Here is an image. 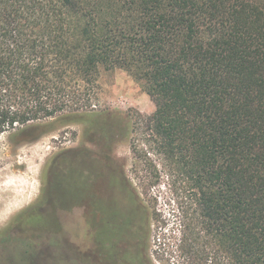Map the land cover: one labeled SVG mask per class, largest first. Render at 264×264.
<instances>
[{"label": "trees", "instance_id": "16d2710c", "mask_svg": "<svg viewBox=\"0 0 264 264\" xmlns=\"http://www.w3.org/2000/svg\"><path fill=\"white\" fill-rule=\"evenodd\" d=\"M117 68L149 96L152 113L95 108L101 71ZM50 118L106 138V150L54 156L40 201L50 206L51 183L61 185L65 163H75L79 181L71 184L92 188L91 196L55 212L83 208L100 263L118 246V264H128V248L132 264H149L145 196L163 177L177 257L207 264L222 252L227 264H264V0H0V135ZM118 136L128 139L137 185L108 151ZM96 176L102 191L91 187ZM113 191L123 206L116 240L110 212L98 205ZM36 210L33 230L46 212ZM53 232L39 235L51 244ZM15 241L20 259L7 264L34 250L31 239H0Z\"/></svg>", "mask_w": 264, "mask_h": 264}, {"label": "rangeland", "instance_id": "374dc122", "mask_svg": "<svg viewBox=\"0 0 264 264\" xmlns=\"http://www.w3.org/2000/svg\"><path fill=\"white\" fill-rule=\"evenodd\" d=\"M99 81L101 93L96 109L137 111L142 114H150L154 110V103L149 96L124 70L117 68L101 71ZM90 136L88 135V138L85 136L83 123L63 122L55 118L34 122L0 135V239L5 235L21 240L31 239V246L34 249L33 252L27 253L31 258L25 254L20 264H107L100 263L97 257H94L95 246L90 236L91 228L85 222L83 208L75 207L70 211L55 212L56 207L68 205L70 199L74 197L88 200L91 196L92 188L90 191L82 190L80 185H77L79 178L74 173L75 163H65L62 184L51 183L53 200L50 206L47 209L40 208L45 171L54 156L77 147H86L92 152L105 149V137L100 133ZM108 151L115 163L124 168L132 183L137 185V178L131 171L132 159L128 139L118 136L110 143ZM77 163V165L84 164L82 161ZM73 180L77 182L71 184ZM103 181L102 177L96 176L91 187L96 191L101 190ZM176 186H180L179 182ZM115 195H118L117 191L114 192L113 199L103 197L98 204L101 212H110L108 216H112L113 240H116L114 235L118 233L116 224L120 218V210L123 208ZM172 198V191L163 177L150 188V193L145 196V200L152 209L150 234L143 249L149 264H190L185 262V258L177 257L174 241L170 237L174 234L178 236L175 217L172 215V209L175 207ZM33 208L39 213L46 210L35 220L34 228L39 233L55 231L49 238L52 245L46 239H41L39 233H36L28 223L35 214ZM92 218L100 219L102 213ZM31 233H36V237L30 236ZM98 237L102 240L103 234L101 233ZM167 238L170 246L164 244L167 243ZM15 245L20 246L21 243L19 241L10 244L0 243V264L20 259L12 254L11 248ZM128 249L130 258L128 264H132L130 261L134 250ZM100 252L104 253L103 248H100ZM120 252H122L120 247H113L108 252L110 260L108 263L118 264L113 256H118ZM218 255L215 259L210 258L207 264H215V261L216 264H227L226 256L222 252Z\"/></svg>", "mask_w": 264, "mask_h": 264}, {"label": "flooded vegetation", "instance_id": "af4514ba", "mask_svg": "<svg viewBox=\"0 0 264 264\" xmlns=\"http://www.w3.org/2000/svg\"><path fill=\"white\" fill-rule=\"evenodd\" d=\"M77 148H78V147H77ZM101 256H102V255H101ZM94 257H97L95 253H94ZM104 258H105V257H104V255H103V257H102V258H101V257H100V258H99V257H97V259H98V260H99V259L103 260Z\"/></svg>", "mask_w": 264, "mask_h": 264}]
</instances>
